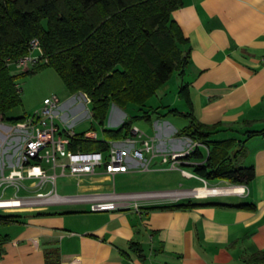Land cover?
Masks as SVG:
<instances>
[{
    "label": "crops",
    "instance_id": "1",
    "mask_svg": "<svg viewBox=\"0 0 264 264\" xmlns=\"http://www.w3.org/2000/svg\"><path fill=\"white\" fill-rule=\"evenodd\" d=\"M172 16L189 41L182 49L190 53L185 75H178L182 81L178 98L185 102L179 111L192 112L206 126L218 125L212 138L234 139L232 151L238 150L239 141H246L239 164L256 170L247 194L215 200L220 195L209 194L218 193L203 189L202 182L207 181L184 175L183 171L193 173L183 166L193 161L179 159L174 168H184L183 178L194 184L176 190L184 192L176 201L203 206L160 209L174 202L147 199L139 210L133 206L92 212L87 204H73L76 210L50 208L67 204L17 209L5 213L19 216L17 220L0 224V264H256L249 259L264 252V136L247 139L245 133L264 130V0H184ZM167 84L160 89L162 101L169 96ZM183 84L188 92L181 97ZM161 107L165 108L160 115L166 108L176 109L169 104ZM124 121L114 113L110 127L118 128ZM147 122L149 129L143 131L158 150L185 153L189 148V139L180 134L187 119L156 114ZM7 129L5 134L0 131V139L6 133L10 138L9 146L1 144L0 163L6 161L10 167L18 154V134ZM158 159L163 162L161 156L153 162ZM100 180L108 177L85 181L79 194L103 192L95 183ZM196 189L201 190L192 194ZM241 204L256 207H236Z\"/></svg>",
    "mask_w": 264,
    "mask_h": 264
},
{
    "label": "trees",
    "instance_id": "2",
    "mask_svg": "<svg viewBox=\"0 0 264 264\" xmlns=\"http://www.w3.org/2000/svg\"><path fill=\"white\" fill-rule=\"evenodd\" d=\"M184 6V0H0V122L18 124L27 115L9 117L22 105L17 81L46 68L57 72L71 95L82 93L91 101L93 123L102 127L106 141L130 135L139 119L153 116H178L189 121L181 135L200 146L181 159L185 168L207 182L224 181L232 186H248L256 177L253 166H241L239 156L246 141L212 140L217 126H206L192 114L167 109L160 115L156 109L127 118L118 128H106L112 106L126 110L135 106L143 111L175 73L184 76L190 62L188 44L173 12ZM40 42L42 56L31 70L12 75L10 66L31 51L30 43ZM183 84L180 96L187 95ZM96 130L95 124L90 128ZM260 132H247V139ZM74 151L92 152L107 149L106 142L85 139L84 132L71 138ZM213 205V204H208ZM217 205V204H215ZM203 206L192 201L177 202L160 209L188 210ZM255 210L253 204L236 206ZM155 209V208H154ZM19 216L0 214V224ZM264 264V252L249 259Z\"/></svg>",
    "mask_w": 264,
    "mask_h": 264
},
{
    "label": "built area",
    "instance_id": "3",
    "mask_svg": "<svg viewBox=\"0 0 264 264\" xmlns=\"http://www.w3.org/2000/svg\"><path fill=\"white\" fill-rule=\"evenodd\" d=\"M30 46L31 50L41 51L37 39L32 40ZM261 60L264 65V55ZM36 61V57L29 56L22 59L19 66ZM79 95V98L82 97L90 104L91 101L82 93L73 94L72 100ZM81 105L77 106L80 108L77 110L78 116H73L72 119L67 114L61 115V102L58 97L46 98L40 111L27 116L22 123L10 125L11 130L18 134V154L15 163L10 167L6 161L0 163V205H3L0 206V210L14 211L32 205L49 204H87L92 212L118 211L133 206L139 210V204L143 200L174 202L184 194L176 190L149 193H116L114 190L73 196L56 194L58 169L62 171L64 177L77 178L79 184H82L83 180L91 181L99 177H108V180H111L118 174L129 173L132 170L148 171L158 156L162 157L163 163H171L174 169L179 159L189 155L199 146V143L187 138L190 145L185 153L161 151L153 139L134 126L130 135L120 140L106 141L104 136L99 138L96 130L83 131L85 139L106 142L107 149L92 152L74 151L70 148V142L78 133L74 130L75 126L87 117L93 121L91 104L88 111L84 110L83 104ZM43 165H48L55 174H49ZM183 173L189 178H199L187 171ZM27 181L29 183H26ZM48 184L52 187L45 191ZM33 186L34 192H37L36 196L23 195V191L30 192ZM231 187H242L239 193L232 195L243 196L248 192L246 186L231 185L229 188ZM196 190L191 191L192 194H195Z\"/></svg>",
    "mask_w": 264,
    "mask_h": 264
},
{
    "label": "rangeland",
    "instance_id": "4",
    "mask_svg": "<svg viewBox=\"0 0 264 264\" xmlns=\"http://www.w3.org/2000/svg\"><path fill=\"white\" fill-rule=\"evenodd\" d=\"M29 56L36 57L38 60L42 56V51L31 50L29 54L25 56L23 59ZM20 61L10 66V72L12 75H20L25 71L31 70L34 67L33 64H35V62H32L29 63L28 65H24L21 67L19 66ZM181 82H182L181 78L178 76V74H174L171 80L169 81V83L167 84V87L170 88L169 96L166 99H163L162 101L160 98V95H162L161 90L158 91L157 95L149 100L146 107L143 108V111H140V109L135 106H129L126 110H122L117 106H112L109 116L106 120L105 126L110 128V119L114 117V113H119L122 119H127L135 116H140L143 114V112L148 111L152 108L155 110L157 109L158 111H162L165 107H161V106L165 104L171 105L172 108L183 110L185 106V102L180 100L177 94ZM17 84L22 97V105L12 110L8 114L9 117L34 115L36 112L40 111L43 108L44 100L46 98H54V97H58L61 102V109H60L61 115L67 114L72 119L73 116H78V112L76 113V107L78 105L82 106L81 104H83L85 111L90 110V104H88L87 101H85L82 97L79 98L80 95L75 96V100H72V97L74 96L70 94V92L65 87L63 81L61 80L57 72H55V70L52 68H46L44 70H41L40 72H37L34 75L24 76L17 81ZM171 118L173 119V117ZM156 122L157 121H155V123ZM181 123L185 124L183 119H181ZM94 124L96 126V131L98 133L99 138H102L103 136L102 127L96 123H93L92 119L89 117H87V119H84L82 122L77 124L74 130L76 132H83L89 130ZM10 125H14V124L0 123V131L5 134V132L8 130L7 127H10ZM149 125L150 123H148L145 119H139L135 122V126H137L142 131L149 129ZM217 139L219 138L216 139L213 138L212 140H217ZM7 141L8 142L10 141L9 133H6V135H4V139H0V147H3L4 145L1 146V144L4 143L6 146H9ZM201 148L204 149L203 152L206 155L207 149L204 148L203 146H201ZM2 151L3 150L0 149V154L2 153ZM43 167L48 170L49 174H55V172L52 171L48 165H43ZM183 169L184 168H180L179 166L172 169L171 163L165 164L162 162L161 159H158L151 164L150 169L148 171H142L138 169V170H134L133 172L123 174L122 176L116 175L115 178L111 180H100V181H95V183L98 184V186H101L102 189L101 191L103 192H109V191L114 192L115 190L116 193H143V192L149 193V192H162V191H175V190L188 189L193 186L194 180L183 178L181 172ZM56 174L58 176L55 186L56 194L61 196H73L79 194L80 188L82 187V185H84L85 182L84 180L82 184H79L77 178L62 176V171L60 169L57 170ZM26 183H29V181H27ZM202 183H203V187L205 188L231 186L229 183L222 181L208 182V184L205 182ZM51 187L52 185L48 184V187L45 189V191L49 190V188ZM22 193L23 195H28L31 197H34L37 194L36 191L34 192V186L32 187V190L30 192L23 191ZM233 197H236V195H225V196L220 195L218 197H215L214 199L223 201V200H230ZM176 202L177 201L174 200V203ZM72 205L73 204H67L65 206L52 205L50 208L56 210L78 209L77 207L75 208V206ZM39 206L42 205H38V206L32 205V206L24 207L22 209H27V208L31 209ZM81 206L79 208H82ZM11 212H12L11 210H0V214L11 213ZM2 231L6 232L7 229L4 228L2 229Z\"/></svg>",
    "mask_w": 264,
    "mask_h": 264
},
{
    "label": "bare ground",
    "instance_id": "5",
    "mask_svg": "<svg viewBox=\"0 0 264 264\" xmlns=\"http://www.w3.org/2000/svg\"><path fill=\"white\" fill-rule=\"evenodd\" d=\"M203 189H212V190H209V192L218 193V194H209V195H223V194L225 195V194L239 193L241 191L242 187H231V188H229V187H215V188L206 187L205 188L204 187ZM199 190H201V189H198L196 191L199 192ZM0 206H3V205H0Z\"/></svg>",
    "mask_w": 264,
    "mask_h": 264
}]
</instances>
